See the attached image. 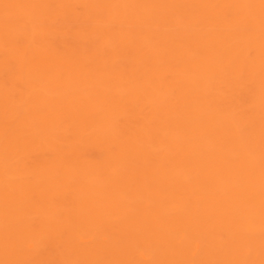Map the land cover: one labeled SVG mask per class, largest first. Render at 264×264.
I'll list each match as a JSON object with an SVG mask.
<instances>
[{"label": "bare ground", "instance_id": "bare-ground-1", "mask_svg": "<svg viewBox=\"0 0 264 264\" xmlns=\"http://www.w3.org/2000/svg\"><path fill=\"white\" fill-rule=\"evenodd\" d=\"M0 264H264V0H0Z\"/></svg>", "mask_w": 264, "mask_h": 264}]
</instances>
